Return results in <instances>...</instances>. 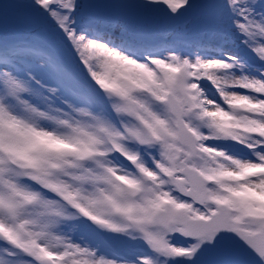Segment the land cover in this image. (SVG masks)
Returning a JSON list of instances; mask_svg holds the SVG:
<instances>
[{
	"label": "snow or ice",
	"instance_id": "6c2138e0",
	"mask_svg": "<svg viewBox=\"0 0 264 264\" xmlns=\"http://www.w3.org/2000/svg\"><path fill=\"white\" fill-rule=\"evenodd\" d=\"M0 264H264V0H0Z\"/></svg>",
	"mask_w": 264,
	"mask_h": 264
}]
</instances>
